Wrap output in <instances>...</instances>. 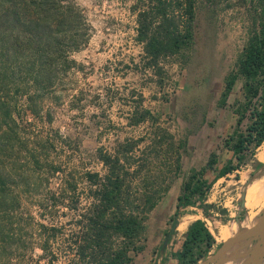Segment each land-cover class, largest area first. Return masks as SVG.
<instances>
[{
    "label": "rangeland",
    "instance_id": "obj_1",
    "mask_svg": "<svg viewBox=\"0 0 264 264\" xmlns=\"http://www.w3.org/2000/svg\"><path fill=\"white\" fill-rule=\"evenodd\" d=\"M250 1L194 0L192 44L182 55L160 62L165 72L160 82L155 72L146 68L142 45L136 41L137 13L149 9V0H75L92 28L90 40L73 53L71 59L76 67L45 101L52 122L43 125L28 116L24 131L64 140V146L60 142L55 145L50 160L64 175L77 181L79 194L88 192L86 172L105 173L97 159L98 152L113 154L126 143H136L127 156L130 165L126 169L135 176L131 188H142L143 179L148 177L149 186L167 191L148 216L144 249L133 256L131 264L175 263L171 255L178 254L183 235L178 229L171 237L167 235L174 221L178 227L188 218L190 223L202 219L215 241L197 264L210 259L213 262L220 247L238 234L220 240L219 230L232 224L242 226L250 212L258 216L264 206V198L257 203L254 196L264 177L263 168L257 164L264 162V142L253 154L246 152L239 164L226 144H233L230 137L235 134L245 135L250 124L246 119L237 125L235 109L244 102L242 80L237 81L225 106L218 105L226 76L249 33L257 28ZM252 109L253 106L247 116ZM143 111L147 112L146 121L135 124ZM157 135L163 137L158 155L151 148ZM211 155L215 156L216 171L229 160L236 168L217 181L216 171L205 170L202 178L211 184L207 203L215 208L211 218L206 219L201 210L189 207L173 220L184 180L192 170L205 169ZM177 158L179 170L174 173ZM63 174L51 176L48 183L36 188L34 197L25 200V211L34 218L30 221L32 234L39 222L70 229L72 216L63 207L55 209L52 218L45 221L38 217L36 207L47 190L60 189ZM84 199L80 206L85 205ZM245 230L242 228L239 233ZM232 251L234 248L228 256ZM246 251L248 248L243 249ZM39 255L37 248L31 250L22 264H32ZM9 264L20 263L13 260ZM57 264L66 261L60 259Z\"/></svg>",
    "mask_w": 264,
    "mask_h": 264
},
{
    "label": "trees",
    "instance_id": "obj_2",
    "mask_svg": "<svg viewBox=\"0 0 264 264\" xmlns=\"http://www.w3.org/2000/svg\"><path fill=\"white\" fill-rule=\"evenodd\" d=\"M250 3L257 28L237 55L218 101L220 107L225 106L237 81L242 80L244 102L235 109L237 125L246 119L250 124L245 135L235 134L230 137L233 144L226 143L238 164L246 152L253 154L264 142V0ZM193 20L194 0H149V9L137 13L136 41L142 45L146 68L153 70L160 82L165 76L160 62L190 48ZM91 34L75 0H0V264L13 260L22 264L35 248L40 255L32 264H57L60 259L66 264H131L133 256L144 249L148 216L167 191L149 186L148 177L142 188H131L135 176L126 169L130 165L127 156L136 143H126L113 154L97 153L105 173H85L88 192H81V198L77 181L50 160L55 145L60 142L64 146V140L24 131L28 116L43 125L52 122L45 101L76 67L71 56L88 44ZM146 114L141 112L135 124L145 122ZM156 137L151 148L158 155L163 137ZM178 162L177 158L174 173L179 170ZM215 163L211 155L205 169L192 170L184 180L173 220L189 207L211 218L215 210L207 203L211 184L202 177L206 169L216 171ZM235 170L229 160L216 171L214 180ZM57 174H63L61 187L56 192L47 190L38 199V217L50 220L53 211L63 207L72 216L70 229L39 222L32 234L30 221L34 218L25 211V200ZM81 199L85 205L80 206ZM214 243L205 222L193 221L179 254L171 255L173 264H197Z\"/></svg>",
    "mask_w": 264,
    "mask_h": 264
},
{
    "label": "water",
    "instance_id": "obj_3",
    "mask_svg": "<svg viewBox=\"0 0 264 264\" xmlns=\"http://www.w3.org/2000/svg\"><path fill=\"white\" fill-rule=\"evenodd\" d=\"M264 171V167H263ZM244 206V202H242ZM177 228V221L172 223L168 232V238L174 233ZM165 246V243L164 245ZM234 248V251L229 254L228 252ZM248 248V251L243 252V249ZM215 260H208L203 264H221L224 261H230L235 258H243L242 264H262L264 260V206L260 214L257 216L256 224L245 231L235 235L229 239L223 246L220 247L217 254L212 258Z\"/></svg>",
    "mask_w": 264,
    "mask_h": 264
},
{
    "label": "crops",
    "instance_id": "obj_4",
    "mask_svg": "<svg viewBox=\"0 0 264 264\" xmlns=\"http://www.w3.org/2000/svg\"><path fill=\"white\" fill-rule=\"evenodd\" d=\"M257 164H260V165H262L261 167L263 168L264 167V162H258ZM257 189V188H256ZM256 189H255V192H254V196H255V200L257 201V203L259 202V200H258V198H257V192H256ZM262 202V201H261ZM258 205L256 204V207H257ZM251 214H248V216H247V218H246V220L242 223V226L240 225H234V224H232L231 226H227L229 229H231L232 228V226H234V228L235 229H238V230H235V231H233L234 229L232 228V230H230V233H228V234H226V235H224L223 237H221L220 238V240H226V238H228V236L230 237L231 235H233V234H236V231H237V233L242 229V228H246V229H250V228H252L253 227V223L251 224V222H256L257 221V213H253V211L252 212H250ZM195 220H198V218L197 219H195ZM194 220V221H195ZM202 220V219H201ZM192 223V222H191ZM190 223V224H191ZM181 225V223L180 224H178V227H177V229H178V231H179V226ZM252 225V226H251ZM239 226V227H238ZM240 228V229H239ZM187 229H188V227H187ZM187 229L183 232V233H181L183 236H182V242H183V240H184V236H185V234H186V231H187ZM180 232V231H179ZM233 232V233H232ZM182 242H181V245H182ZM180 248H181V246H180ZM179 251H180V249H179ZM179 251H178V254H179ZM228 255V254H227ZM243 258H235V259H231L230 261H227L225 264H242L243 262Z\"/></svg>",
    "mask_w": 264,
    "mask_h": 264
},
{
    "label": "bare ground",
    "instance_id": "obj_5",
    "mask_svg": "<svg viewBox=\"0 0 264 264\" xmlns=\"http://www.w3.org/2000/svg\"><path fill=\"white\" fill-rule=\"evenodd\" d=\"M256 194H257V198H258V200H259V202L261 203V201H263V198H264V177L259 181V183L257 184V189H256ZM258 205V204H257ZM264 205V204H263ZM244 206H245V201H244ZM263 207V206H262ZM259 209V208H258ZM197 217V216H196ZM190 221H191V219L190 218H188L186 221H183L182 223H181V225L179 226V231L181 232V233H183L186 229H187V227L190 225ZM257 222V221H256ZM256 222H251V224L253 223V226L256 224ZM252 226V225H251ZM239 227V226H238ZM220 228V227H219ZM232 228L234 229L233 231H235V230H238V229H235L234 228V226H232ZM232 228L231 229H229L227 226H223L220 230H219V232H218V235H219V237L221 238V237H223L224 235H226V234H228V233H230V230H232ZM177 229V228H176ZM240 229V228H239ZM233 233V232H232ZM236 233H237V231H236ZM229 237V236H228ZM227 239V238H226ZM227 261H224L223 263H221V264H225Z\"/></svg>",
    "mask_w": 264,
    "mask_h": 264
}]
</instances>
